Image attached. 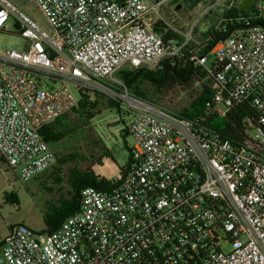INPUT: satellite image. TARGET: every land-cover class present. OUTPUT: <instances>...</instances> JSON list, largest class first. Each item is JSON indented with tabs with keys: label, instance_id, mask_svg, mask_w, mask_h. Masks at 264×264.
<instances>
[{
	"label": "built area",
	"instance_id": "2783aa9c",
	"mask_svg": "<svg viewBox=\"0 0 264 264\" xmlns=\"http://www.w3.org/2000/svg\"><path fill=\"white\" fill-rule=\"evenodd\" d=\"M171 1L0 0V32L13 23L24 40L0 47V154L22 180L55 163L40 131L77 107L74 90L106 92L134 114L121 179L83 189L79 211L52 233L10 227L0 264H264V0L196 59L213 84L196 119L135 96L115 75L174 63L202 17L243 0L201 1L185 32L166 18Z\"/></svg>",
	"mask_w": 264,
	"mask_h": 264
},
{
	"label": "rangeland",
	"instance_id": "374dc122",
	"mask_svg": "<svg viewBox=\"0 0 264 264\" xmlns=\"http://www.w3.org/2000/svg\"><path fill=\"white\" fill-rule=\"evenodd\" d=\"M24 0H13L20 4ZM29 10H33L29 6ZM201 11V6L189 10L186 6H173L165 9V15L170 25L183 32L187 31ZM224 9L217 8L205 17L194 29L192 34L194 44L201 49L206 43L205 34L220 26ZM37 14V13H36ZM175 19V22H172ZM9 32H0V47L3 49H21L23 38L18 34L13 23ZM214 56L210 55L207 66L214 64ZM129 69L128 67L122 70ZM115 77L122 80L120 72ZM139 87L144 91L149 101L175 113H180L188 107L200 92L198 84L184 89L177 87L167 95L155 94V87L147 81H142ZM131 92V90H130ZM75 97L80 94L74 90ZM99 101L100 113L91 120L82 122L79 115L71 109L67 117L72 127L80 125L71 135L56 144L52 149L56 156L55 163L45 172L28 180H22L20 169H12L0 154V240L6 237L10 227L25 224L36 233H44L46 224L44 216L52 206L60 204L64 198L72 195L70 177L74 171L93 169L97 178L113 182L121 179L122 172L130 165L129 149L133 139L124 131L133 120L134 114L123 104L120 108L110 105L115 101L106 92L90 95V100ZM103 157V158H102Z\"/></svg>",
	"mask_w": 264,
	"mask_h": 264
},
{
	"label": "trees",
	"instance_id": "16d2710c",
	"mask_svg": "<svg viewBox=\"0 0 264 264\" xmlns=\"http://www.w3.org/2000/svg\"><path fill=\"white\" fill-rule=\"evenodd\" d=\"M239 14L246 15L247 12L239 11L238 8L224 10L221 25L219 28L212 29L205 34L207 41L202 48H197L194 42H191L187 47L185 56L176 59L174 63H171L170 60H165L161 68L157 70H121L120 74L126 87L135 96L149 101L148 95L138 85L142 81H147L153 85L155 87V94L157 95H167V93L177 87L187 89L195 84H199L201 88L196 98L191 101L188 107L179 113L188 119L198 118L202 115L205 104L211 97L213 84L212 80L207 78L205 68L198 65L196 59L203 55H209L219 40L227 38L235 29L243 26V24L230 23V20ZM160 32L164 34L163 36L166 40L173 34L172 31L165 30L164 28H161ZM176 37L181 39L178 35ZM79 94V103L77 107L72 109L73 112L79 115L82 122L95 118L100 113L98 99L96 98L94 101H91L89 95ZM110 105L120 108L119 104L112 100L110 101ZM214 123H216L215 125L218 124L217 121H214ZM78 128H80V125L75 128L72 127L71 120L64 114L44 126L40 133L52 149ZM124 133L128 135L127 130ZM125 170H121L122 175L125 173ZM70 184L72 187V195L69 198L62 199L59 205L52 206L51 210L45 214L44 221L46 230L44 233L56 231L66 218L79 211L80 194L83 189L87 187H94L100 190L112 188L111 182L97 178L93 169L74 171L70 177ZM1 246L2 242H0Z\"/></svg>",
	"mask_w": 264,
	"mask_h": 264
},
{
	"label": "water",
	"instance_id": "95a60500",
	"mask_svg": "<svg viewBox=\"0 0 264 264\" xmlns=\"http://www.w3.org/2000/svg\"><path fill=\"white\" fill-rule=\"evenodd\" d=\"M201 1L203 0H172L169 6H186L189 10H193ZM253 0H243V2L238 6V10L245 12L252 7Z\"/></svg>",
	"mask_w": 264,
	"mask_h": 264
},
{
	"label": "crops",
	"instance_id": "0c3cea01",
	"mask_svg": "<svg viewBox=\"0 0 264 264\" xmlns=\"http://www.w3.org/2000/svg\"><path fill=\"white\" fill-rule=\"evenodd\" d=\"M8 231H9V230H8ZM7 234H8V233H7ZM7 234H6V236H7ZM2 241H3V239L0 240V242H2ZM0 248H1V247H0Z\"/></svg>",
	"mask_w": 264,
	"mask_h": 264
}]
</instances>
